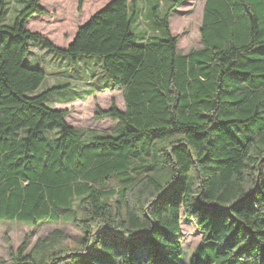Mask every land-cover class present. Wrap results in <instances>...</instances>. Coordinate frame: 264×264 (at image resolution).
<instances>
[{
    "label": "trees",
    "instance_id": "trees-1",
    "mask_svg": "<svg viewBox=\"0 0 264 264\" xmlns=\"http://www.w3.org/2000/svg\"><path fill=\"white\" fill-rule=\"evenodd\" d=\"M8 1L0 220L66 221L85 233L74 247L44 241L24 253V241L16 264H182V211L203 234L188 264H264V0H205L202 45L187 53L170 27L187 0H170L162 15L153 8V29L142 31L141 0H108L64 47L28 27L50 13L42 0H19L27 4L12 23ZM34 39L76 64L100 58L82 62L107 81L85 82L88 92L122 91L124 110L100 109L115 131L70 124L46 103L61 86L33 94L47 76L25 62Z\"/></svg>",
    "mask_w": 264,
    "mask_h": 264
},
{
    "label": "rangeland",
    "instance_id": "rangeland-1",
    "mask_svg": "<svg viewBox=\"0 0 264 264\" xmlns=\"http://www.w3.org/2000/svg\"><path fill=\"white\" fill-rule=\"evenodd\" d=\"M169 1L141 0L140 6L144 17L138 22V28L135 29L137 31L146 30V27L148 30L149 28L153 29L150 13L155 8L162 15ZM107 2L108 0H83L82 6L79 8V0H42V4L50 13L33 16L28 27L42 32L56 45L64 47L73 38L78 26ZM26 4V1L9 0L8 10L3 16V21L14 22L18 12ZM204 4L205 0H187L173 11L170 27L172 34L179 37V52L187 53L202 45L200 27ZM31 51L33 56L26 59V64L40 66L47 72L45 80L33 94H38L53 86H61L63 88L51 95L46 103L53 108L66 109L68 111L66 120L70 124L85 130L88 134L93 131L113 132L117 129V120L101 116L100 109L111 108L112 103L115 102L118 108L124 110L126 105L122 91L120 89H98L88 92L92 85L85 82L99 76L96 83L98 87H101L107 81L106 75L99 72L95 62L93 64L82 62V59L100 58L83 56L85 58H80L76 64L71 56L54 52L39 39H34L31 42ZM94 87L95 85H93ZM181 214L184 247L181 262L188 264L191 261L193 250L202 240L203 234L194 220L189 219L183 211ZM84 234V229L72 222H43L33 225L18 220H0V264H16L18 248L24 241H26L24 253H27L44 241L52 245L53 248L55 245L60 246L61 244L74 247L79 244Z\"/></svg>",
    "mask_w": 264,
    "mask_h": 264
}]
</instances>
